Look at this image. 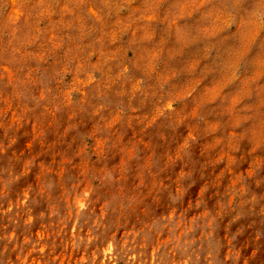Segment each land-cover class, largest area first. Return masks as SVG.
Returning a JSON list of instances; mask_svg holds the SVG:
<instances>
[{
	"label": "clouds",
	"instance_id": "obj_1",
	"mask_svg": "<svg viewBox=\"0 0 264 264\" xmlns=\"http://www.w3.org/2000/svg\"><path fill=\"white\" fill-rule=\"evenodd\" d=\"M0 264H264V0H0Z\"/></svg>",
	"mask_w": 264,
	"mask_h": 264
}]
</instances>
